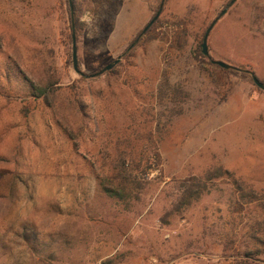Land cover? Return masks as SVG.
Wrapping results in <instances>:
<instances>
[{
	"label": "rangeland",
	"instance_id": "374dc122",
	"mask_svg": "<svg viewBox=\"0 0 264 264\" xmlns=\"http://www.w3.org/2000/svg\"><path fill=\"white\" fill-rule=\"evenodd\" d=\"M162 1L0 0V264H264V0Z\"/></svg>",
	"mask_w": 264,
	"mask_h": 264
},
{
	"label": "trees",
	"instance_id": "16d2710c",
	"mask_svg": "<svg viewBox=\"0 0 264 264\" xmlns=\"http://www.w3.org/2000/svg\"><path fill=\"white\" fill-rule=\"evenodd\" d=\"M71 19H72V17H71ZM142 32H141V34H142ZM139 35H138V37H139ZM133 42H135V41H133ZM129 48L126 51V54H129V51H130ZM199 53L203 58H205V60L208 64H211V65L213 64L211 61L212 57L211 58L206 57L203 54L202 46H200V48H199ZM231 69L235 72L240 71V69L234 68V67H232ZM242 75L247 77V78H252L254 80V78H253L254 74H252L248 71H243ZM34 88L36 90L40 91V94H39L40 96L46 97V95H48L47 90H44V88L42 89L36 85H34ZM105 155H109V154H107L105 152ZM107 158L109 159L110 156L109 157L107 156ZM131 164H133V162L128 161V159L126 157L124 159H123V157H118L117 159L113 160L112 165H110V167H109L110 168L109 171L111 173L116 172V181L110 180V178L105 177V175H103L105 173V169L107 168L106 164H104L102 166H99L98 164H94V170L101 177V186L103 187L106 194L110 195L111 197L119 198L121 200H123V199L127 200V198H129L131 196L128 188H129V186H134V184L136 183V178H135V174H134L135 170H134V167H131Z\"/></svg>",
	"mask_w": 264,
	"mask_h": 264
},
{
	"label": "water",
	"instance_id": "95a60500",
	"mask_svg": "<svg viewBox=\"0 0 264 264\" xmlns=\"http://www.w3.org/2000/svg\"><path fill=\"white\" fill-rule=\"evenodd\" d=\"M165 1L166 0H163L162 3H161V6H160V10L158 13L155 14V16L150 20V22L147 24V26L144 28L142 34L139 35V37L135 40V42L132 43V45L130 46L129 50H131L133 47H135L140 39L149 32V30L152 28V26L156 23V21L159 20L160 16H161V13H163V10H164V5H165ZM237 2V0H232L229 4V6L221 12V16L220 17H224L229 9ZM71 4V17H72V22L74 21V12H73V4L72 2H70ZM217 21H215L214 23H212L210 25V27L208 28L207 32H206V35L205 37L203 38V42H202V51H203V54L206 56V57H210L211 58V54H210V51H209V46H208V39L210 38V35L212 33V30L215 26ZM75 24L73 22V31H72V40H73V64H74V69L76 70L77 73H79L80 75L82 76H87L89 77V79H93L95 77H98V76H102L103 74H105L106 72L108 71H112L122 60V57L123 55L119 56L118 59L116 61H114L113 63H110L108 64L107 66H105L100 72L96 73V74H93V75H87L85 74L81 69H80V65H79V60H78V46H77V40H76V34H75ZM212 59V58H211ZM213 64H216L218 66H220V68H223L225 70H229L231 69L233 66L231 65H228L226 63H222L220 61H214L213 59L211 60ZM254 78V82H255V85L257 87H259L260 89H262V91L264 92V83L258 79L255 75L253 76Z\"/></svg>",
	"mask_w": 264,
	"mask_h": 264
}]
</instances>
